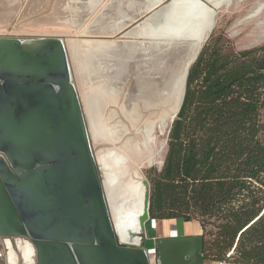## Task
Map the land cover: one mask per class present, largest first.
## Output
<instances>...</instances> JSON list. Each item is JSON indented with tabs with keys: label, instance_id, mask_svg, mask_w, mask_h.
<instances>
[{
	"label": "water",
	"instance_id": "1",
	"mask_svg": "<svg viewBox=\"0 0 264 264\" xmlns=\"http://www.w3.org/2000/svg\"><path fill=\"white\" fill-rule=\"evenodd\" d=\"M91 142L64 39L0 37V237L29 239L36 264H151L149 183L126 241ZM156 241V264H205L202 234Z\"/></svg>",
	"mask_w": 264,
	"mask_h": 264
},
{
	"label": "trees",
	"instance_id": "2",
	"mask_svg": "<svg viewBox=\"0 0 264 264\" xmlns=\"http://www.w3.org/2000/svg\"><path fill=\"white\" fill-rule=\"evenodd\" d=\"M203 49L164 164L147 172L150 217L198 221L205 264L227 260L232 249L238 264H264V46L238 56Z\"/></svg>",
	"mask_w": 264,
	"mask_h": 264
},
{
	"label": "rangeland",
	"instance_id": "3",
	"mask_svg": "<svg viewBox=\"0 0 264 264\" xmlns=\"http://www.w3.org/2000/svg\"><path fill=\"white\" fill-rule=\"evenodd\" d=\"M129 1L0 0V37H17L23 40L47 37L64 39L67 45L66 51L69 53L73 82L77 87L80 100H82L84 115L91 134V145L97 163L101 167L103 179L107 165L108 167L111 165L109 159L114 157L116 149L124 147L130 140L132 143H139L146 156L140 161V164L135 166L133 172L134 178L142 182L145 191L143 182L148 180L147 172L153 167L160 169L164 164L172 120L167 121L163 128L156 123L152 138L145 137L146 125L153 123L155 114L157 115V108L153 107L154 101L147 96L148 85L154 82L146 78L140 50H131L132 43L129 37V33L142 23L145 15L137 17L138 20L115 33H111L109 28L111 23L116 20L119 4H122L121 9L123 8L125 13L130 12L129 14H131ZM240 2L242 1L235 0V4L230 7L226 6L219 12L217 26L203 43L200 53L204 50L203 48H207L209 45L211 49L213 47L222 49L225 53L238 56L240 53L254 51V49L264 46V9L254 15V11L264 0ZM78 40H85L82 42V46L80 43L79 45H70V41L77 42ZM76 48L87 52V70L74 62L71 51ZM168 51L162 61L150 65L152 69L159 72V77L162 76L164 81L169 79L172 68L178 67L187 54V49L182 45ZM255 55L261 57L262 52ZM155 78L156 76L153 79ZM99 86L106 88L115 103L103 102L99 107H95L92 102L86 101L87 94ZM261 111L264 123V106ZM151 118H153L151 123H146L147 120L150 122ZM130 119L136 125L135 127L131 125ZM101 123L112 130H118L112 140L101 136H98L97 139L93 137L91 128H95ZM261 139L264 143V130ZM146 143L152 153L150 161L148 159L149 150L144 146ZM172 222L177 225L179 237L193 236L195 229L200 231L197 224L185 223L181 219L157 222V229H154L155 225L152 226L149 221L146 223L145 247H155L156 242L151 240L153 236L155 239L170 236L175 229L171 225ZM209 230L216 232L213 227H209ZM201 233L204 234L203 229ZM212 238L214 236L206 239L212 241Z\"/></svg>",
	"mask_w": 264,
	"mask_h": 264
},
{
	"label": "bare ground",
	"instance_id": "4",
	"mask_svg": "<svg viewBox=\"0 0 264 264\" xmlns=\"http://www.w3.org/2000/svg\"><path fill=\"white\" fill-rule=\"evenodd\" d=\"M241 1L244 2L245 0ZM233 4H235V0H167L166 2L165 0H130L129 8L132 11L131 14H129L130 12L125 13L123 8L121 9L122 4H119L116 20L109 27L111 33L126 28L138 20L137 17L145 15V19L129 33V37L132 43L131 50H140V57L143 58L142 62L146 70V78L154 82L148 85L147 96L154 101L153 107L157 108V115L152 113L155 114V119L153 117L150 122H148L149 120L146 121V123H151L153 119V123L145 127L146 131L144 134H146L145 137L148 139L152 138L156 123L163 128L167 121H173L175 118L176 111L182 100L184 80L190 66L189 64L200 54L203 43L217 26L219 12L224 7H230ZM263 9L264 2L259 4L254 11V15L262 12ZM84 41H70V45L74 46L80 43V46H82ZM179 45L187 49V54L178 67L175 65L176 67L172 68L169 79L164 81L162 76L159 77V72L152 69L150 65L154 62L159 63V61H162L166 53L169 52L168 50L175 49ZM77 49L71 51L72 58L75 63L87 70V52ZM154 76H156L155 79H153ZM87 96L88 98H85L86 101L92 102L95 107H99L103 102L108 104L115 103L111 94L103 86L94 88ZM125 116L128 119L126 114ZM130 122L133 127L136 126L131 119ZM91 131L95 139L101 136L108 140H112L113 136L118 133V130H112L104 123L91 128ZM144 146L149 150L148 159L150 161L152 160L150 147L148 143ZM145 157L142 146L129 140L124 147L116 149L114 157L109 159V162H111L109 167L107 165L109 169H105L104 187L112 219L115 226H123L126 234L122 235V238L126 241L129 231L138 232L140 230V217L145 210L143 184L133 176L135 166L138 163L140 164V161ZM171 225L175 228L171 235H179L177 225L175 223ZM154 227L156 228V226ZM24 251L28 254L26 249ZM33 251H35L34 248ZM15 259L13 255L10 259L12 264L15 263Z\"/></svg>",
	"mask_w": 264,
	"mask_h": 264
},
{
	"label": "crops",
	"instance_id": "5",
	"mask_svg": "<svg viewBox=\"0 0 264 264\" xmlns=\"http://www.w3.org/2000/svg\"><path fill=\"white\" fill-rule=\"evenodd\" d=\"M193 223L197 224V226L200 228V231L202 232L201 224H199L197 221H194ZM195 230H194V234H202L200 231H197V230L195 231ZM146 239H144V243H143L144 248L145 249L153 248V246H150L148 248L145 247ZM157 239L158 238L155 239V237L153 236L151 240L157 242L156 241ZM15 245H16V247H15ZM15 245L11 244V246L10 245L8 246L9 254L6 257L5 260L3 259V264H12L11 261H10V253L11 252L14 254V258H16L15 259L16 261H15L14 264H35L34 263L35 261L33 260L34 253L32 252V253L26 254L24 252V248L25 247H32L31 244H29L26 240L20 239V240H15ZM209 264H214V263L212 262V263H209Z\"/></svg>",
	"mask_w": 264,
	"mask_h": 264
},
{
	"label": "built area",
	"instance_id": "6",
	"mask_svg": "<svg viewBox=\"0 0 264 264\" xmlns=\"http://www.w3.org/2000/svg\"><path fill=\"white\" fill-rule=\"evenodd\" d=\"M151 221V224H152V226H156V228H154V229H157V221H155V220H150ZM154 224V225H153ZM175 237H179V235H177V234H175L174 235ZM20 239H23V240H26L28 243H29V241L27 240V239H24V238H16L15 240H20ZM30 244V243H29ZM32 245V244H31ZM146 251H147V255L150 257V262H151V264H156V259H157V257H156V254H157V251H156V248L155 247H153V248H148V249H146ZM228 256V258H227V260H224V261H218V262H215L214 264H238V263H236L235 261H234V256H235V252H234V249H232V250H230L229 252H228V254H227ZM35 256V255H34ZM34 259V258H33Z\"/></svg>",
	"mask_w": 264,
	"mask_h": 264
},
{
	"label": "flooded vegetation",
	"instance_id": "7",
	"mask_svg": "<svg viewBox=\"0 0 264 264\" xmlns=\"http://www.w3.org/2000/svg\"><path fill=\"white\" fill-rule=\"evenodd\" d=\"M103 181H104V179H103ZM21 238H24V237H21ZM15 239H16V237H5V238L0 237V264H3V259L5 260L9 254L8 246L9 245L11 246V244L15 245ZM24 239H26V238H24ZM27 240L30 243V240L29 239H27ZM15 247H16V245H15ZM24 249L27 250L28 254L33 252V246L32 247H25ZM13 255L14 254L11 252L10 253V259H11V257H13ZM33 260L35 261L34 263L36 264L35 256H34ZM11 263H12V261H11Z\"/></svg>",
	"mask_w": 264,
	"mask_h": 264
}]
</instances>
